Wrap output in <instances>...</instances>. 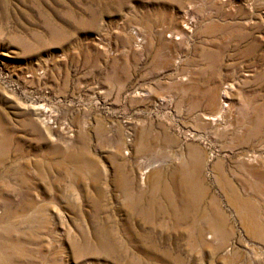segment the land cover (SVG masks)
<instances>
[{
	"label": "rangeland",
	"instance_id": "1",
	"mask_svg": "<svg viewBox=\"0 0 264 264\" xmlns=\"http://www.w3.org/2000/svg\"><path fill=\"white\" fill-rule=\"evenodd\" d=\"M263 201L264 0H0V264H264Z\"/></svg>",
	"mask_w": 264,
	"mask_h": 264
},
{
	"label": "bare ground",
	"instance_id": "2",
	"mask_svg": "<svg viewBox=\"0 0 264 264\" xmlns=\"http://www.w3.org/2000/svg\"><path fill=\"white\" fill-rule=\"evenodd\" d=\"M188 23H186V25H187ZM188 28V27H187ZM226 90V89H225ZM228 93V92H227ZM227 93H226V91H222V93L219 95V98H220V101H221V103L222 104H224L225 105V102H227V97H228V95H227ZM218 97V96H217ZM215 99V98H214ZM215 103V102H214ZM213 103V104H214ZM220 103V104H221ZM215 106V105H214ZM223 108V107H222ZM218 109V108H217ZM222 110V109H221ZM212 112V111H211ZM210 112V113H211ZM219 112H220V110H219ZM222 112V111H221ZM213 114V113H212ZM215 114H216V112H215ZM217 114H218V112H217ZM216 114V115H217ZM220 114V113H219ZM222 114V113H221ZM209 115V114H208ZM219 116V115H218ZM217 117V116H216ZM216 117H214V114H213V116H210V117H207V119L208 120H210L211 122H215L217 119H218V117L216 118ZM220 118V117H219ZM47 128V127H46ZM77 153V152H76ZM28 164V163H27ZM252 194V193H251ZM253 195V194H252ZM256 196H257V194H256ZM228 199V198H227ZM264 202V201H263ZM237 206V205H236ZM235 207V206H234ZM261 208V207H260ZM231 209V208H230ZM232 211V210H231ZM227 213V212H226ZM230 213V212H229ZM177 216V215H176ZM262 216V215H261ZM207 217V216H206ZM258 217V216H257ZM237 218V217H236ZM223 219V218H222ZM221 219V220H222ZM251 219V218H250ZM206 221V220H205ZM262 223V222H261ZM260 224V223H259ZM262 225V224H261ZM214 226V225H213ZM213 226H209V227H207V226H205V230H203V233H200L201 235H200V238L204 241V243H205V246H206V249H212V247H214L213 246V243H214V240H215V231H218L217 230V228H215V226H222L221 224H219V225H215L214 227ZM259 227V226H258ZM257 229V228H256ZM250 230V229H249ZM200 231V230H199ZM193 232V231H192ZM256 232V231H255ZM253 238V237H252ZM226 240V239H225ZM249 240V239H248ZM230 242V241H229ZM233 242V241H232ZM228 244V243H227ZM225 245V244H224ZM230 245H226V246H220L219 247V249H220V251H222L221 252V254L224 256V257H226V255L225 254H228L229 253V251H230V249H231V247H229ZM229 247V248H228ZM263 250V249H262ZM210 254V253H209ZM248 255V254H247ZM251 258H253V256L251 257ZM207 259V258H206ZM222 261H224L223 259H221ZM152 262V261H151Z\"/></svg>",
	"mask_w": 264,
	"mask_h": 264
}]
</instances>
